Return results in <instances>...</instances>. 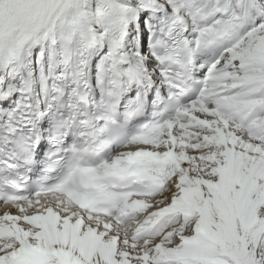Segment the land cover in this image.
<instances>
[{"label":"snow or ice","instance_id":"obj_1","mask_svg":"<svg viewBox=\"0 0 264 264\" xmlns=\"http://www.w3.org/2000/svg\"><path fill=\"white\" fill-rule=\"evenodd\" d=\"M0 264H264V0H0Z\"/></svg>","mask_w":264,"mask_h":264}]
</instances>
